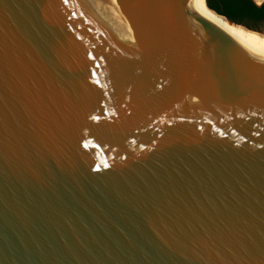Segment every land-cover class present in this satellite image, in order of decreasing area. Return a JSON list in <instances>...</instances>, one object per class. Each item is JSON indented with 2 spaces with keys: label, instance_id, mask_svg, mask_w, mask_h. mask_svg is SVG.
<instances>
[{
  "label": "water",
  "instance_id": "water-1",
  "mask_svg": "<svg viewBox=\"0 0 264 264\" xmlns=\"http://www.w3.org/2000/svg\"><path fill=\"white\" fill-rule=\"evenodd\" d=\"M0 264H264V51L187 0H0Z\"/></svg>",
  "mask_w": 264,
  "mask_h": 264
},
{
  "label": "trees",
  "instance_id": "trees-1",
  "mask_svg": "<svg viewBox=\"0 0 264 264\" xmlns=\"http://www.w3.org/2000/svg\"><path fill=\"white\" fill-rule=\"evenodd\" d=\"M206 6L228 20L260 31L264 27V3L254 0H205Z\"/></svg>",
  "mask_w": 264,
  "mask_h": 264
},
{
  "label": "bare ground",
  "instance_id": "bare-ground-1",
  "mask_svg": "<svg viewBox=\"0 0 264 264\" xmlns=\"http://www.w3.org/2000/svg\"><path fill=\"white\" fill-rule=\"evenodd\" d=\"M255 3H264V0H254ZM188 9L190 12L196 13L197 15L203 17L204 19L211 22L213 25L217 26L220 30L229 33L231 35L242 38L258 48L264 51V36L255 32L247 31L242 27L235 26L223 17L216 15L210 11L205 3V0H187Z\"/></svg>",
  "mask_w": 264,
  "mask_h": 264
},
{
  "label": "snow or ice",
  "instance_id": "snow-or-ice-1",
  "mask_svg": "<svg viewBox=\"0 0 264 264\" xmlns=\"http://www.w3.org/2000/svg\"><path fill=\"white\" fill-rule=\"evenodd\" d=\"M63 3L64 4H67V3H69V0H63ZM92 57H91V55H90V59H91ZM95 67H100V65L99 64H97V65H95ZM91 76L93 77V78H95L96 77V73L95 72H92L91 73ZM94 82L97 84V85H99L100 84V81L98 80V79H94ZM105 95H107V93H105ZM90 119L92 120V121H99L100 119H101V117L99 116V115H91L90 116ZM88 135V132H87V130H85V132H84V136L86 137ZM90 144H92V141L91 140H88V139H84V143H83V147H85V148H87ZM102 164H103V166L105 167V168H107L108 167V164L106 163V162H104V161H102L101 162ZM93 171H100V165L98 164V165H96V167L95 168H93Z\"/></svg>",
  "mask_w": 264,
  "mask_h": 264
},
{
  "label": "rangeland",
  "instance_id": "rangeland-1",
  "mask_svg": "<svg viewBox=\"0 0 264 264\" xmlns=\"http://www.w3.org/2000/svg\"><path fill=\"white\" fill-rule=\"evenodd\" d=\"M259 32L264 34V27Z\"/></svg>",
  "mask_w": 264,
  "mask_h": 264
}]
</instances>
